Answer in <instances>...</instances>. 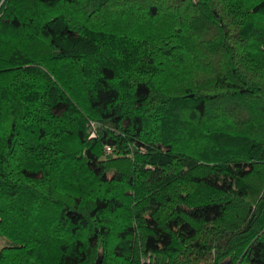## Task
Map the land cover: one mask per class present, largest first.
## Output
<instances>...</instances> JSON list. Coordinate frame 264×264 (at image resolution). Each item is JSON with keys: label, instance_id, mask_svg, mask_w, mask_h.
Here are the masks:
<instances>
[{"label": "trees", "instance_id": "1", "mask_svg": "<svg viewBox=\"0 0 264 264\" xmlns=\"http://www.w3.org/2000/svg\"><path fill=\"white\" fill-rule=\"evenodd\" d=\"M0 242L264 264V0H0Z\"/></svg>", "mask_w": 264, "mask_h": 264}, {"label": "built area", "instance_id": "2", "mask_svg": "<svg viewBox=\"0 0 264 264\" xmlns=\"http://www.w3.org/2000/svg\"><path fill=\"white\" fill-rule=\"evenodd\" d=\"M92 127H93V125H92ZM94 136V132H92L91 134H90V137H93ZM112 151H111V149L109 148V147H106L105 148V153L106 154H110Z\"/></svg>", "mask_w": 264, "mask_h": 264}, {"label": "rangeland", "instance_id": "3", "mask_svg": "<svg viewBox=\"0 0 264 264\" xmlns=\"http://www.w3.org/2000/svg\"><path fill=\"white\" fill-rule=\"evenodd\" d=\"M108 155V154H107ZM3 245V243L2 242H0V247Z\"/></svg>", "mask_w": 264, "mask_h": 264}]
</instances>
